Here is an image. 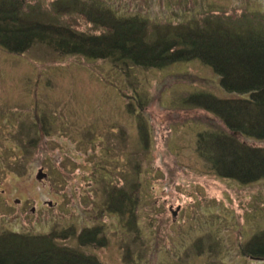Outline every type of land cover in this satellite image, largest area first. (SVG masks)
<instances>
[{"label": "rangeland", "instance_id": "1", "mask_svg": "<svg viewBox=\"0 0 264 264\" xmlns=\"http://www.w3.org/2000/svg\"><path fill=\"white\" fill-rule=\"evenodd\" d=\"M66 1L25 0L22 16L95 31L79 10L97 0L58 11ZM98 1L146 19L150 34L208 22L264 29V0ZM202 92L236 98L201 61L126 71L40 45L21 56L0 48V234L99 224L107 246L84 251L104 264H264L241 254L242 242L264 230V180L220 178L199 157L197 136L224 129L209 112L186 107L185 98ZM39 169L46 180L37 179ZM116 186L137 188L138 232L105 209V192Z\"/></svg>", "mask_w": 264, "mask_h": 264}, {"label": "trees", "instance_id": "2", "mask_svg": "<svg viewBox=\"0 0 264 264\" xmlns=\"http://www.w3.org/2000/svg\"><path fill=\"white\" fill-rule=\"evenodd\" d=\"M95 2H85L79 10L83 20L96 29L84 32L69 24L28 22L22 16L25 0H0V48L21 56L40 45L62 58L102 60L126 71L163 70L178 62L201 61L236 98L220 99L206 92L185 98L186 107L205 110L224 125L222 130H204L197 136V154L220 178L243 185L264 180V29L239 32L208 22L195 28L167 26L150 34L146 19L123 16L115 8ZM67 4L58 11H70L78 2ZM139 133L148 148L144 128ZM105 193L106 211L128 220V229L138 232L141 203L137 188L131 193L116 186ZM74 239L77 247L64 244ZM107 243L105 227L99 224L80 232L75 226L40 235L6 231L0 234V264H104L84 250ZM199 248L202 251L203 246ZM241 254L264 261V230L242 242Z\"/></svg>", "mask_w": 264, "mask_h": 264}, {"label": "water", "instance_id": "3", "mask_svg": "<svg viewBox=\"0 0 264 264\" xmlns=\"http://www.w3.org/2000/svg\"><path fill=\"white\" fill-rule=\"evenodd\" d=\"M38 173H39L37 176L38 180L42 181V180H46L48 178V175L43 172V169H39ZM176 215H177V212H174V216H176Z\"/></svg>", "mask_w": 264, "mask_h": 264}, {"label": "bare ground", "instance_id": "4", "mask_svg": "<svg viewBox=\"0 0 264 264\" xmlns=\"http://www.w3.org/2000/svg\"><path fill=\"white\" fill-rule=\"evenodd\" d=\"M259 261V260H258Z\"/></svg>", "mask_w": 264, "mask_h": 264}]
</instances>
